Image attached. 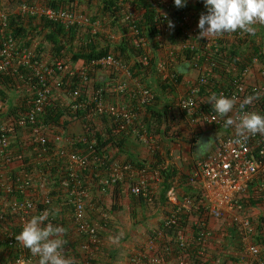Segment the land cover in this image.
Returning a JSON list of instances; mask_svg holds the SVG:
<instances>
[{
    "label": "built area",
    "instance_id": "obj_1",
    "mask_svg": "<svg viewBox=\"0 0 264 264\" xmlns=\"http://www.w3.org/2000/svg\"><path fill=\"white\" fill-rule=\"evenodd\" d=\"M146 1L155 12L159 75L163 80L174 83L176 77L170 64L178 59L180 53L187 52L192 57L191 66L198 71L197 79L190 82L187 91L177 98L176 108L192 125L223 129L227 134L216 144L213 152L194 160L187 175L191 189L187 194L180 192L177 183H172L166 193L167 215L163 228L154 232L143 247L131 255L129 264H169L171 259H175V264H225L221 258L211 255L209 247L215 236L212 220H224L233 228L241 250L235 264H264L263 246L253 242L257 220L251 217L246 205L250 202L255 204L250 205V210L264 206V134L246 133L247 139H244L237 135L236 129V123L243 113L264 115V51H253L244 64L242 59L237 60L241 65L239 68L233 62L230 64L229 49L234 43L246 40L249 34L237 31L198 38V20L192 15L181 14L170 0ZM193 1L203 3L202 0ZM14 13L43 17L69 29L88 31L91 36L108 34L107 37H113L104 21L93 20L78 11L27 4H18L14 10L7 11L0 5V77L9 68L24 66L31 71L25 80L35 93L30 109L17 119L16 124L31 131L32 152L38 158L36 166L40 163L50 166L57 160L60 164L56 172L59 174L62 169L66 172L55 197L52 196L53 185L49 184L51 172L32 176L24 166L12 181H8L12 164V137L6 126H0V223L3 224L7 216L15 221V230L4 228L2 231L0 245L11 249L13 264L18 261L20 264H31L33 260L38 263V258H32L29 250L16 241V236L32 216L39 215L45 209L64 210L69 213L72 230L82 237L77 249L82 263L95 264L102 241L100 226L92 222L88 213L91 185L104 194L127 181L131 196L153 203L152 199L156 196L154 185L162 181V171L166 165L159 163L156 167H147L137 162L135 164L140 165L137 167L131 162H116L107 151L97 149V130L90 125L86 126L85 133L70 137L62 132L54 133L44 125L42 118L47 108L56 107L52 100L54 91L66 84L71 86L77 74L80 77L78 84L69 91V111L86 113L87 124L94 117L107 119L111 125L116 124L117 129L131 133L153 153L157 150L156 141L150 136L143 116L146 108L155 103V94L152 88L133 76L130 64L111 56L93 61L88 69L81 68L76 73L67 71L63 61L44 63L35 60L32 50L20 53L14 39L5 33L8 18ZM119 15L123 16L121 21L126 26V36L132 39L139 51L136 59L142 67H146L152 58L151 43L136 24L137 13L127 9L126 3H123ZM169 21L173 28L168 27ZM172 31L178 32L176 44L168 39ZM100 67L113 77L110 92L107 95L99 88L89 94V88L94 83L89 77V70ZM222 68L227 74L232 73L224 83L217 79L222 74ZM253 72L257 73V79L250 83ZM178 85L173 87L176 89ZM213 94L234 99V107L226 116H219L209 103V97ZM113 97L125 98L128 104L110 102L108 99ZM250 97L253 98L251 102L245 104ZM228 118H232L234 124L225 127ZM237 139L241 142L236 143ZM51 140L53 145L50 146ZM88 179L90 184H87ZM13 193L22 198L9 201L5 197ZM242 197L248 201H243ZM58 199L62 206L54 205ZM57 218L56 215L49 219L55 224Z\"/></svg>",
    "mask_w": 264,
    "mask_h": 264
},
{
    "label": "trees",
    "instance_id": "obj_2",
    "mask_svg": "<svg viewBox=\"0 0 264 264\" xmlns=\"http://www.w3.org/2000/svg\"><path fill=\"white\" fill-rule=\"evenodd\" d=\"M78 0H8V6L18 4H27L30 6H42V7H51L54 9H69L72 11H79L78 7L75 5V3ZM126 0H97V10L96 13L92 15H89L93 20H96L97 18L104 21L110 20L111 25L113 27L119 26V28L123 31V37L121 39V42L119 45L111 44V41L107 39L103 35H96L91 36L89 35L88 31L79 30V28H66L65 26L51 22L43 17H37V16H28V15H22L21 13H14L11 14L8 18L7 28L5 30V33L10 35L17 46V51L22 53L24 50H32L35 54V60L36 61H42L45 52L50 51L53 56V60L57 61H63L65 63V66L71 64L72 69L78 62H83L82 68L88 69L89 65L93 61H99L102 59H105L107 57H114L116 59H119L120 61H123L127 64L131 63V72L133 73V76L135 78H138L141 82L144 84L147 83V77H157L159 81V94L157 93V90L153 88L151 84H146L148 87L152 88L154 94H155V103L151 106L146 108L144 116H143V122H145L147 125V130L150 135H154L155 131L154 129L160 130L162 125H165V132L164 134H167V129L170 127V125L175 121V117L171 115V105L169 102L164 103V107H161L159 105V102L162 101V96L164 92L167 93H174L175 88L173 87L175 84H180L182 82V77L178 70H173V73L175 75V82L171 83L169 80H162L161 76L158 73L157 69V62L159 59L158 56V49L155 44V37L157 35V27L155 23V12L151 8V6L148 4L146 0H133L130 3L135 7L134 9L138 13L137 18V26L140 29L143 36L147 38V40L151 43L150 45V57H152L149 61V64L146 67H142L140 61H138L136 58L139 54V51L134 47L132 43L131 38H124L125 32L127 31L126 26H122L118 24L119 22V13L121 10V5L125 3ZM193 3V1L188 0V3L185 7L179 8L178 11L183 14H190L191 7L189 4ZM1 4V3H0ZM201 7H204L203 3H199ZM3 6V5H2ZM7 10V9H6ZM109 22V21H108ZM259 26V23L256 24ZM261 25V34L260 32H256L255 35H249L246 40L241 41L239 43H234V45L231 46V49H229L228 53V60L230 61V64L233 62L238 66L239 68L241 65L237 60L242 59V62H246L248 59H245L248 54H242L239 47L242 46L244 43H247L249 40L252 41L253 36L256 37L257 35L261 36L260 39H262V43L260 44H254L255 47H253L254 52H263L264 51V24ZM177 31H172V33L169 35V41L172 44H176L177 39ZM258 36V37H259ZM104 39L105 46L101 47L100 43L101 40ZM184 57V59H182ZM264 57V56H263ZM34 60V61H35ZM178 61L182 60V64L187 62V65L192 64V57L191 54L187 53H180L178 55ZM176 61V60H175ZM229 64V63H228ZM186 65V64H185ZM184 65H181V67ZM179 69V68H178ZM225 69L222 68L221 72ZM102 72L106 71V69H103V67L97 68V69H90L89 70V77L92 82L94 79V76H96V72ZM107 72V71H106ZM31 75V71L24 67L20 66L17 69L9 68L7 72L0 77V100L1 102H4L7 105V109L4 112L0 111V126H6L9 135L12 137L11 144H10V157H11V165H15L19 167L20 169H23L24 166H26V170L29 175L36 176L38 173L46 174L51 172V176L49 178V184L50 186L53 185V197H55V194L58 193L60 182L62 179V176L65 175V169L61 170V173H57V169H59V162L55 160L50 166L45 165L43 163H40L39 166L35 165L36 160L38 158L36 155H33V147L32 139H31V131L28 128H21L18 127L16 124V121L19 117L24 115L31 107L33 99L35 98V93H33L31 86L26 82L25 79H27ZM107 76V75H106ZM80 79L79 75H75L73 77V80L71 82V86L69 84H66L65 86H68L69 91L75 87L78 84V80ZM97 79V78H96ZM112 80L113 77L110 75L109 82L104 84H98L96 81V88H101L105 94L108 95L109 90L112 87ZM20 86L21 88H24L26 90V93L24 96L19 98L17 101L10 98V95L7 94V92H12L13 88H18ZM156 90V91H155ZM106 95V96H107ZM109 97V96H107ZM85 98V96H84ZM69 103L63 107L60 105H55L54 108H47L42 120L44 125H46L48 128L52 129L54 133H59V131H68L70 126L74 124L80 123V125L84 126L87 123H89L88 119H86V113L79 112V113H71L69 111ZM93 122L90 121V124ZM104 125H106V129L97 130L95 127L94 129L97 130L96 134V143H97V149L99 151H107L112 147H118L121 148L123 145V142L125 141V138L132 136L131 133H127L124 130H119L116 127V124L109 123L108 121L104 120ZM154 125V126H153ZM93 129V128H92ZM102 131V132H101ZM160 133V131H159ZM158 134V133H157ZM52 136V135H51ZM22 137V138H21ZM53 141L51 140L50 146L53 145ZM159 145L156 143V146ZM109 148V149H107ZM153 157L157 159V162L152 165V167H156L157 164H159V151L155 150L153 151ZM125 162H131L134 163L137 167H139V164L137 161L134 160H127ZM120 162V163H125ZM13 167H11L12 169ZM10 173L8 172V181H12L13 178L16 176L17 173H14V169L11 170ZM65 172V173H64ZM53 174V175H52ZM171 173L166 172V169L162 171V178H164V181L162 183L164 192L162 193L160 199L163 204L166 202V193L169 190L171 183H167L168 177H171ZM88 179V183L91 182ZM9 183V182H8ZM184 184L187 186L185 188V191H188V182H187V176L186 178L182 179V182H178V187L184 186ZM127 186V181H124L120 184H118L115 187L112 188H120L121 186ZM5 197L9 199V201H12L14 199L20 200L22 198L19 194H6ZM138 198V197H137ZM139 200L144 201L142 198H138ZM243 201H248L246 197H242ZM117 202V199H115ZM153 203L158 202L155 196L152 199ZM55 204H59L62 206V202L60 199H58ZM247 206L255 205L253 202H250L249 204L246 203ZM59 210V207H56ZM113 210H117L116 203H114ZM63 212L58 211L57 212V221L55 225H59L67 229V221H65V217L62 214ZM69 215V214H68ZM101 217V216H100ZM104 222V219L99 218V224H102ZM69 223L72 225L71 220H69ZM15 221L7 216L6 221L2 224L0 223V235H2V231L4 228H12L15 230ZM105 224V223H104ZM256 236L253 238V242L263 246L264 249V218H260V220L256 223ZM103 225V224H102ZM99 226V225H98ZM106 225L102 226L105 227ZM228 226V228H227ZM101 227V226H100ZM221 227V226H220ZM194 229L195 227L192 226ZM221 229H226V231H230L235 235V232L230 225L224 221L222 224ZM220 229V230H221ZM17 230V229H16ZM66 234V232H65ZM236 236V235H235ZM82 238V237H81ZM11 250V249H10ZM7 249H2L0 245V253H4L5 257H2L0 259V264H8L9 259L11 260V263L14 262V255L13 253ZM67 257H70L74 260V264H83L81 259L80 253H77V249L74 247L72 249V252L68 253L66 251L65 254ZM32 258L34 256L30 255ZM37 257H34V259Z\"/></svg>",
    "mask_w": 264,
    "mask_h": 264
},
{
    "label": "crops",
    "instance_id": "obj_3",
    "mask_svg": "<svg viewBox=\"0 0 264 264\" xmlns=\"http://www.w3.org/2000/svg\"><path fill=\"white\" fill-rule=\"evenodd\" d=\"M5 0H0V3L3 5ZM8 1V0H7ZM88 2L90 0H78L75 5L80 8L84 9L87 6L84 5L82 2ZM97 1V0H96ZM193 1V0H191ZM0 4V5H1ZM191 7L190 15H192L194 18L199 20V17L201 14H204L206 12L205 7H201L200 4L193 1V3L189 4ZM122 15H119V23L120 25L124 24L122 20ZM109 21V20H108ZM110 23V21H109ZM256 32H262L261 25L259 26L255 25ZM113 29L120 32L119 41H117L115 44L119 45L122 37L123 32L119 28V26L112 27ZM264 29V28H263ZM103 35V34H101ZM257 35L256 37L253 36L252 41L249 40L247 43H244L242 46L239 47L241 53L248 54V56L245 57V59H249L252 56L253 53V47H255L254 44H260L262 43V39H260L261 36ZM107 37V36H105ZM125 38V36H124ZM101 47H104L105 44L102 42L100 43ZM178 60L174 61L176 64ZM182 60H179L178 67L180 68L181 65H187V62L182 64ZM83 63V62H82ZM82 63L78 62L76 65H82ZM131 65V63H129ZM132 66V65H131ZM178 70V69H177ZM105 73L107 76H105ZM183 75L182 82L180 86H185L188 89V85L190 82L195 81L198 77V71L193 68L191 65H187L186 70L183 73H180ZM220 77H217L219 82L224 83V81L228 80L230 75L232 73L227 74L226 71H222V74ZM110 75L104 71V73H100L97 76V83L98 84H104L109 82ZM163 80V78L161 77ZM190 79V80H189ZM257 79V73L253 72L250 83H254ZM147 83L151 84L154 89L157 90V93L159 94V81L157 77H147ZM146 83V84H147ZM155 90V91H156ZM25 89L18 86V88H13L12 92H9L10 98L16 101L25 95ZM56 96V97H55ZM59 98L65 99V97L61 94V90H55V92L52 95V100H56ZM171 95L167 92H164L162 96V101L159 102V105L163 108L164 103L169 102L168 100L171 99ZM66 100V99H65ZM111 100V99H110ZM68 101V99H67ZM62 102V101H61ZM112 102L116 104H128L127 99L122 97H113ZM164 102V103H163ZM170 105L172 104L169 102ZM55 105H58L55 103ZM7 109V105L3 102L0 104V110L1 112H4ZM174 110V117L175 122L174 125L175 129L177 130L175 135H167V134H159L155 137L156 143L160 145V147L157 149L159 151V163H164L166 165V172L171 173V177H168L167 183H171L172 181L175 183L182 182L183 178H186L188 175L190 168L192 167L194 160L201 159L210 152H213L216 144L219 142L217 136H225L227 134L226 130L218 129L217 131L218 135H214V131L211 127H203V126H196L192 125L188 119L182 115L181 112H178L176 108H173ZM98 117H94L92 119V124H86L84 126L81 125V134L86 132V126L91 128H97V130L106 129V125L99 124L97 122ZM107 120V119H106ZM105 120V121H106ZM80 126V123H78ZM165 125H162L161 128L165 129ZM183 128H188L193 131L192 139H194V142L192 144H189L188 142H184L185 140H182L179 138L182 133ZM229 131V129H228ZM63 134L67 136H73L76 133H73L71 128L66 131H60ZM102 132V131H101ZM22 138V137H21ZM188 138V137H187ZM210 142L208 150L203 154L199 155L197 154V147L198 142L207 143ZM217 141V142H216ZM140 145V146H138ZM109 149V148H107ZM108 153L112 157V159L116 162H125V161H137L140 163H143V165L149 167L152 166L154 163L157 162V159L153 157V153L147 150V146L142 143H140L137 138L134 136H129L125 138V141L123 142V145L121 148L112 146ZM16 170H19L17 167ZM15 171V170H14ZM163 180L160 182V187H158V192L156 190L155 195L158 194L162 195L164 192L162 183ZM172 182V183H173ZM187 186L184 184L181 188L179 187V190L181 193L187 194L188 191H185V188ZM188 189H190L188 187ZM191 190V189H190ZM157 199V197H155ZM117 199V202L116 200ZM159 200V206H161L160 199ZM108 202L111 203L112 209L114 206V203H116L117 210H114L112 213H110L109 217H106V220L104 219L105 227H100V237L104 241V244L114 246L113 240L110 239V237H114V233L122 235L123 239L127 240V245L121 244L118 245V248L116 247H108L106 254L102 253L96 255L95 264H129L130 257L133 253L136 251L134 250V247L138 245L139 243H142L144 240H148L154 232H156L158 229L163 228V222L167 214V206L162 208V211L158 210L155 214L151 212V202L148 201H142L139 200L136 197H133L129 194L128 191V185L127 186H121L120 188H110L106 193H100L99 189H97L96 186L91 185V197L88 200V213L89 217L91 218L92 222H94L96 225H99V218L103 216V213L105 212L106 208L108 209ZM163 202V201H162ZM166 205V202H165ZM263 210L264 206L260 207H253L250 210L249 206V212H253L252 214L258 219L257 222L260 220L262 216H259L258 211ZM63 212V216L66 218L65 221H67V229L66 234H64V239L66 240L65 244V251L70 253V251L75 247L76 249L79 248L82 238L77 236L75 232L72 230V225L69 223V213H66L64 210L60 211ZM258 213V214H257ZM101 216V217H100ZM224 223V220L217 221L212 220L211 221V227L213 228V231L215 232L214 241L210 244V251L211 255L214 258H221L222 261H224L225 264H235L239 258V255L241 254L240 250V244L238 241V238L231 233L230 231H226V233L219 234L216 232H219V230L222 227V224ZM113 224V225H112ZM110 225V226H108ZM221 226V227H220ZM228 228V226H227ZM216 229V230H215ZM225 230V229H221ZM101 240V241H102ZM80 243L77 245V242ZM110 250V251H109ZM100 254V256H98ZM169 264H175V259H171Z\"/></svg>",
    "mask_w": 264,
    "mask_h": 264
},
{
    "label": "clouds",
    "instance_id": "obj_4",
    "mask_svg": "<svg viewBox=\"0 0 264 264\" xmlns=\"http://www.w3.org/2000/svg\"><path fill=\"white\" fill-rule=\"evenodd\" d=\"M202 2L206 12L201 14L198 20L197 27L200 30L198 38L237 31L255 35V25L264 24V0H202ZM173 3L175 7L183 8L188 0H173ZM168 27H174L171 21L168 22ZM186 68L187 65H184L178 71L183 73ZM252 99L250 97L244 103H250ZM209 103L221 117L226 116L234 107V99L223 95H211ZM243 107L242 104L241 108ZM233 124L232 118L225 120V127ZM236 129L237 135L244 139H247L246 133L264 134V115L255 112L243 113L236 123ZM210 142H198L197 154L203 155L208 150ZM235 142L241 141L237 139ZM56 215L55 209H45L39 215L32 216L16 236V241L28 249L32 256L38 258V264H74V260L65 255L64 246L67 242L63 237L66 229L53 224L49 219ZM110 239L116 242L118 238L110 237ZM1 248L5 249L2 246ZM17 264L20 262L18 261Z\"/></svg>",
    "mask_w": 264,
    "mask_h": 264
},
{
    "label": "rangeland",
    "instance_id": "obj_5",
    "mask_svg": "<svg viewBox=\"0 0 264 264\" xmlns=\"http://www.w3.org/2000/svg\"><path fill=\"white\" fill-rule=\"evenodd\" d=\"M131 1H133V0H126L125 1V3H126V8L127 9H129V10H133V11H135L136 13H137V11L134 9L135 7L130 3ZM172 3H173V0H170ZM82 3H84V5H86L87 7L85 8L84 7V9H80V8H78V12L79 13H81V14H83V15H86V16H89V15H92L93 16V14H95L96 13V10H97V1L96 0H90V1H88V2H86V1H84V2H82ZM8 4V1L7 0H5L4 1V3H3V7L5 8V9H7V11H12V10H14L15 8H16V6L15 5H12V6H8L7 5ZM173 5H174V3H173ZM137 15H138V13H137ZM90 17V16H89ZM91 18V17H90ZM98 19V18H97ZM96 19V20H97ZM98 20H100V19H98ZM110 21V20H109ZM105 24L107 25V31L109 32V33H111L112 35V37L113 38H110V37H106L107 39H109V41H111V44H115L117 41H119V37L121 36L120 35V32L119 31H117V30H115V29H113L112 27V25H111V22L109 23L107 20L105 21ZM125 26V24H122V26ZM123 32V31H122ZM126 34H127V31L125 32V37H127L126 36ZM106 36L108 35V34H105ZM105 35H103V36H105ZM128 38V37H127ZM101 42L103 43V44H105L106 42L104 41V39H102L101 40ZM121 42V41H120ZM161 57H165V55H161ZM53 56H52V53H50V51H46L45 52V56H44V58H43V60L41 61V62H44V63H50V62H52V61H54L53 59ZM80 63H82V62H80ZM171 69H172V71L173 70H177L179 67H178V65H179V62L177 61V63L175 64L174 62H171ZM82 66H83V63H82V65H75L74 66V68L72 69V67H71V64L70 65H67V71H69V70H72V71H74V72H76V73H78L80 70H81V68H82ZM104 72V71H103ZM97 74H96V76H94V79H93V81H94V83H92L91 84V86H90V93L89 94H91L93 91H94V89H97L96 88V78H97V76L100 74V73H102V72H100V71H98V72H96ZM105 76H106V73H105ZM190 80V79H189ZM193 81V80H192ZM181 84H179L178 86H177V88L174 90V93L173 94H171V93H168L169 94V96L171 95V99H169L168 101L169 102H171L172 104H171V115H172V117H173V115H174V110H173V108H176V100H177V98L180 96V95H183L186 91H187V87H185V86H180ZM61 90V94L65 97V99H61V101L59 100V98H57L56 100H53V103L55 104V103H57L58 105H60V106H63V107H65L68 103H69V89H68V86H64L62 89H60ZM154 90V89H153ZM25 92H26V90H25ZM55 92V91H54ZM9 92H7V94H8ZM10 95V94H9ZM56 97V96H55ZM67 99H68V101H67ZM110 102L112 101V99L110 100V99H108ZM15 101H16V99H15ZM3 102H1V100H0V104H2ZM177 109V108H176ZM178 110V109H177ZM1 111V110H0ZM179 112V111H178ZM97 122L99 123V124H102L103 125V122H104V119L103 118H98L97 119ZM175 122V121H174ZM174 122L170 125V127L167 129V135H175V133H176V129H175V126L176 125H174ZM146 124V123H145ZM147 125V124H146ZM148 126V125H147ZM154 126V125H153ZM70 128H71V130L73 131L74 130V132L73 133H76V134H74V135H81V133L80 132H82L81 131V125L79 126L78 124H74V125H72V126H70ZM69 128V129H70ZM212 130L215 132L214 133V135L215 134H217L218 135V133H217V131H219L218 129H216V128H212ZM154 135H150V136H152L153 138H155L156 136H158L159 134H162L163 133V131L165 132V129H160V130H158L157 129V131H156V129H154ZM159 131H160V133H159ZM59 133H61L60 131H59ZM158 133V134H157ZM164 134V133H163ZM192 135H193V131L192 130H190V129H188V128H183L182 129V133H181V136H179V138L180 139H182V140H185L184 142H188L189 144H192L193 142H194V139H192ZM188 137V138H187ZM224 136H222V137H220V136H217V138L216 139H218V141H220L222 138H223ZM217 142V141H216ZM141 143V142H140ZM138 146H140V145H138ZM145 146V145H144ZM157 147V149L160 147V145H157L156 146ZM147 150H148V148H147ZM164 164V163H163ZM11 167H13L12 169H14L15 171H14V173H17V172H19L20 170H16V168L18 167V166H15V165H11L10 166V168L9 169H11ZM19 168V167H18ZM11 169V170H12ZM13 171V170H12ZM11 172V171H10ZM158 187H160V183H158V184H155L154 185V191L156 192V190H157V192L159 191L158 190ZM157 201L158 202H155V203H152V205L150 206L151 207V212L152 213H156L158 210H160V211H162V208L163 207H166V205L165 204H163L162 202H161V206H159V200L158 199H160V197H161V195L160 194H158L157 196ZM160 201H161V199H160ZM165 203V202H164ZM114 210L112 209V206H111V203L110 202H108V209L106 208V210H105V212L103 213V216H102V219H105L106 220V217H109L110 215V213H112ZM253 212H250V215H251V217L254 219V220H257L258 219V217L256 218L253 214H252ZM258 213H259V216H262L261 218H264V209L263 210H260L259 209V211H258ZM257 213V214H258ZM167 215V214H166ZM253 215V216H252ZM103 224V225H102ZM102 224H99V226H104L105 224H104V222L102 223ZM113 225V224H112ZM108 226H110V225H108ZM216 230V229H215ZM216 233H219V234H223V233H226V229L225 230H219V232H216ZM114 235V237H116V238H118L117 240H116V242H114L115 244H114V246H110V245H106V244H104V241L102 240V238H101V240H102V245H101V249H100V251H99V253L100 254H102V253H104V254H106V251H107V249H108V247H111V248H113V247H116V248H118V249H120L119 247H118V245H121V244H124V245H127L128 243H127V240L126 239H123V237H122V235H120V234H118V233H116V231H115V233L113 234ZM147 241V239L146 240H144L142 243H139L138 245H136L135 247H134V250L135 251H139L142 247H143V245L145 244V242ZM113 242V241H112ZM80 243V241L79 242H77V245ZM110 251V250H109ZM0 252H2V251H0ZM100 254L98 255V256H100ZM0 256H2V257H5V254L4 253H0ZM2 257H0V259H2ZM95 262H96V259H95ZM8 264H12L11 263V260L9 259V262H8ZM31 264H38L37 262H34V260H33V262L31 263Z\"/></svg>",
    "mask_w": 264,
    "mask_h": 264
}]
</instances>
